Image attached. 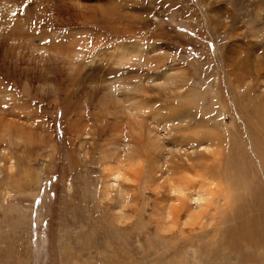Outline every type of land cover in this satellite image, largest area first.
<instances>
[{
    "label": "rangeland",
    "instance_id": "rangeland-1",
    "mask_svg": "<svg viewBox=\"0 0 264 264\" xmlns=\"http://www.w3.org/2000/svg\"><path fill=\"white\" fill-rule=\"evenodd\" d=\"M258 32L227 0H0V264H264ZM162 126L226 147L177 168Z\"/></svg>",
    "mask_w": 264,
    "mask_h": 264
},
{
    "label": "bare ground",
    "instance_id": "bare-ground-1",
    "mask_svg": "<svg viewBox=\"0 0 264 264\" xmlns=\"http://www.w3.org/2000/svg\"><path fill=\"white\" fill-rule=\"evenodd\" d=\"M227 1L229 3H231L233 6H239V7H241V9L243 8V9L247 10L248 13H249V16L251 17V19L253 20V22L256 24V26L258 28V31L261 34H263L262 37H264V4H263V1L262 0H227ZM253 35H255V34H253ZM253 38H254V41L257 40V37L256 36H253ZM262 47L264 48V45ZM120 51H122V50H120ZM125 53H127V52H125ZM135 53H136V51H135ZM124 56L125 55H122L123 58H124ZM120 60L119 61H116V63H118L117 66L120 65L123 61L127 60V58L126 59H120ZM143 81H144V84L146 86L147 83L145 82V80H143ZM150 81H149V83L152 82V81L151 82ZM115 84H117V85H115ZM120 84H121V86H124V87L121 88ZM159 84H161V81H159ZM113 85H115V86L113 87ZM136 85H135L134 82H127V81L125 82L124 81V83H120V80H114L112 83H110L109 85H107L108 86L109 97L114 102H118L115 99H112L111 98L113 92H117V94H118V91L119 90H123L125 94H128V93L135 92V89H136V91L139 93V95H141L143 98L147 99L148 98L147 97V93L145 92V90H142L143 86H142V88L140 90H137L138 88H137ZM139 85H142V84H139ZM260 88L262 90V94L264 95V88L263 87H259V89ZM190 91H193L194 94L193 95H187L185 97L184 96H180L178 98L179 101L183 102V105L196 104L197 102H199V100H203V95H204L203 93L195 92L194 89H191ZM105 96L107 97L108 95H105ZM133 96H135V95H133ZM214 97H212V99H211L212 105H214V100H215ZM132 98H135V97H132ZM144 102H145V100H144ZM138 109H139V107L136 108V110H138ZM141 109L142 108H140V110ZM140 110H138V111L141 112ZM139 112H137V113L139 114ZM184 112L186 113V111H184ZM178 115H182V113L178 112L175 116H178ZM175 116L174 117H169L168 119H166L165 123L170 124V125L175 126V127H178L179 121L176 122L177 119H175V118H177V117H175ZM138 123L140 125L139 126L140 127L139 129L143 128V125L140 122H138ZM158 130L161 133H164L166 136H169V146L167 145L169 147V149H168V154H165L166 155L165 156L166 157L165 158V161L167 162V160H168V162L170 164L174 165L177 168H179L178 167L179 166V163H181L183 160H185L186 162H190L189 160L191 158H194L192 156H197V157L200 156V157H203V159L204 158H208V157H206L207 155L204 156L201 151L202 150H203V152L204 151H210L211 148H212V145L211 144L219 145V147H226L225 144H224V142L220 138V136L217 133L213 132L212 130H202V131L198 132L196 139H192V138H182V141L176 140L173 137V134L169 131V129L166 126H162ZM149 131H151L152 133L153 132H156V131H154L152 129L151 130L149 129ZM153 135H155V134L153 133ZM254 147H256V146H254ZM163 148H165V147H163ZM256 148H258V147H256ZM260 150H261V148H260ZM262 150H263V148H262ZM223 153H225V152H223ZM223 153H221V155H223ZM218 155H220V153H217V156ZM203 159H201V160H203ZM215 159L216 158H214V160ZM219 162L220 163L222 162V166L224 165V168L225 169H231L232 168V167H230V161L228 159H226L224 162L222 160H217L214 163L216 165H220ZM120 170H121V168L120 169L119 168L118 169H115L114 170V174L112 173L113 176H115V178H120L121 177L120 176ZM203 170L206 171V175L209 174V176H208L209 179H213L215 181H217V180H220L221 181V178L224 176L223 171H220L219 168H216V170H210L209 167H206ZM229 174H230V181L233 184H235L234 174L233 173H229ZM228 186H229V184H228ZM210 195H211V190L210 189H207V188H203V189H201L200 192L196 193L197 199L200 202V205H198V207H200V208L204 207V205H202V203H205L206 204L209 201V199H210ZM197 199H196V201H197ZM261 203H262V201H261ZM257 206H259V205H257ZM260 209H262V208H260ZM169 212H170V210H169ZM260 215H261V213H260ZM189 217L191 218L190 215L188 216V218ZM168 218L174 220L175 219L174 213L173 214L172 213H169L168 214ZM262 218H264V217H262ZM170 219H168V220L171 221ZM262 222H264V220H260V223H262Z\"/></svg>",
    "mask_w": 264,
    "mask_h": 264
}]
</instances>
